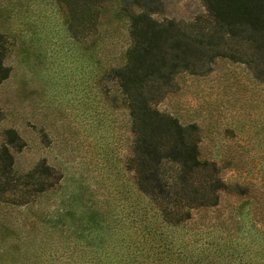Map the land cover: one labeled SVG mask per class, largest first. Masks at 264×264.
<instances>
[{
  "label": "trees",
  "instance_id": "trees-1",
  "mask_svg": "<svg viewBox=\"0 0 264 264\" xmlns=\"http://www.w3.org/2000/svg\"><path fill=\"white\" fill-rule=\"evenodd\" d=\"M58 1L68 35L90 37L94 82L97 73L112 81L106 97L126 110L130 180L101 200L87 186L70 187L53 216L34 214L24 246L13 240L7 250L31 264H264V179L226 181L223 166L201 155L198 125L154 106L176 73H206L215 57L245 63L264 84V0H202L204 12L187 22L154 17L162 0ZM122 33L128 42L115 48ZM8 72L0 55V78ZM6 133L19 143L14 129ZM12 162L3 145L0 198L24 209L53 182L42 179L50 173L42 162L14 182ZM224 194L234 196L226 210ZM37 219L43 232L35 241Z\"/></svg>",
  "mask_w": 264,
  "mask_h": 264
},
{
  "label": "rangeland",
  "instance_id": "rangeland-1",
  "mask_svg": "<svg viewBox=\"0 0 264 264\" xmlns=\"http://www.w3.org/2000/svg\"><path fill=\"white\" fill-rule=\"evenodd\" d=\"M162 3L154 14L158 19L187 22L204 12L202 0ZM59 5L58 0H0V55L9 67L8 76L0 78V149L7 145L12 154L11 174L19 178L14 182L40 162L50 171L42 179L53 182L24 209L0 198V254L5 251L0 264H31L29 255L15 258L7 248L13 240L24 246L34 214L53 216L70 187L87 186L101 200L130 180L123 170L131 140L126 110L118 101L111 106L106 97L115 91L112 81L98 80L97 73L94 82L90 37L68 35ZM127 42L122 33L115 48ZM154 106L198 125L201 155L223 166L226 181L264 179V84L245 63L215 57L206 73L178 72L173 88ZM10 128L19 143L9 141ZM233 197L224 194L220 209L226 210ZM37 221L35 241L43 232ZM31 240L28 245H37Z\"/></svg>",
  "mask_w": 264,
  "mask_h": 264
}]
</instances>
